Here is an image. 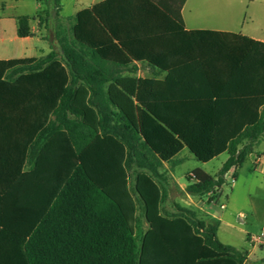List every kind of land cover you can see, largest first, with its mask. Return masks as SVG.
I'll list each match as a JSON object with an SVG mask.
<instances>
[{
    "label": "trees",
    "instance_id": "16d2710c",
    "mask_svg": "<svg viewBox=\"0 0 264 264\" xmlns=\"http://www.w3.org/2000/svg\"><path fill=\"white\" fill-rule=\"evenodd\" d=\"M38 1L60 56L0 61V264H245L217 225L165 211L164 165L228 154L215 176L187 174L205 197L256 153L264 43L187 31V0H105L69 20L63 0ZM138 63L158 74L136 77Z\"/></svg>",
    "mask_w": 264,
    "mask_h": 264
},
{
    "label": "rangeland",
    "instance_id": "374dc122",
    "mask_svg": "<svg viewBox=\"0 0 264 264\" xmlns=\"http://www.w3.org/2000/svg\"><path fill=\"white\" fill-rule=\"evenodd\" d=\"M254 3H251L250 0H194L192 5L195 10L204 15L206 22H211L214 25L234 22L238 17L244 15L250 4L251 8L257 5L258 0H255ZM63 4L65 6L64 15H70L74 10L73 5L76 4V1L63 0ZM23 12L29 13L31 11L24 9ZM144 75L149 76L151 73L146 72ZM256 150H264V141L259 143ZM180 157L184 161L175 167L174 177L179 184L187 185V174L196 169H202L214 176L219 172L228 155L223 154L209 163H203L186 149ZM166 172L169 181V197L164 209L169 214H176V206L178 204L190 206L191 198L187 195V188L182 189L171 176L172 169L168 168ZM131 183L134 185V177L131 179ZM222 189L223 192L216 190L217 194L220 195L221 192L223 195L219 201H214L212 205L213 212L221 218L218 223V236L224 244L234 246L245 252L246 250L250 251L252 244L249 242V237L260 234L264 229V174L257 171L256 159L252 163V157H248L245 163L237 168L236 184L231 186L228 182ZM214 194L211 197L217 196ZM200 199L204 201V197ZM218 202L225 203L226 208L222 210ZM138 204V215L143 224V231H146L148 224L144 217L143 207L140 202ZM199 214L201 217L204 216V213L199 212ZM263 257L264 249L257 247L256 252L248 257V262L249 264H264L261 260Z\"/></svg>",
    "mask_w": 264,
    "mask_h": 264
},
{
    "label": "crops",
    "instance_id": "0c3cea01",
    "mask_svg": "<svg viewBox=\"0 0 264 264\" xmlns=\"http://www.w3.org/2000/svg\"><path fill=\"white\" fill-rule=\"evenodd\" d=\"M75 1L76 4L73 5L74 10L70 15H64L65 6L63 4L61 15L66 20L73 19L82 10L90 9L96 4L105 0ZM250 1L251 3L255 4V0ZM193 2L194 0H187L182 9V16L187 31L210 30L224 33H233L264 43V0H258V4L253 6L252 8L250 4L247 7V11L244 13V15H241L232 23L227 22L224 24L218 23L214 25H212L211 22H206L204 20V15L194 9L192 5ZM24 9H29L31 12H23ZM43 9V5L38 0H0V61L25 58L40 59L48 56L54 49L58 53V56H60L59 46L56 44L52 33H50V31L47 30L44 25H40L39 23L38 15L40 14V12H42ZM21 16L31 17L30 28L33 36L26 38H21L18 36L17 18ZM137 68L138 70L136 77L138 78H154L155 75L158 74L157 70L152 69L148 64L138 63ZM146 72L151 73V75H144ZM165 76V73H159L158 78L163 79ZM180 155L178 156V160L180 161L178 165L182 164L184 161L180 157ZM249 157H252V163L256 159L257 171H260L264 174V150H256V153L250 155ZM175 167H172L169 164L164 165V171H167L168 168L172 169V172L170 174L174 179L175 177L173 171ZM177 184L180 185L182 189H185L188 186V184H179L178 182ZM220 190L223 192L222 188ZM214 193L217 194V191H214L212 194L205 196L203 201L202 199H200L201 197L190 195L187 192L188 197L191 198V205L181 206L194 210L200 219H203L208 223L217 225L219 231L218 223L221 221V218L217 216L215 212H213L212 205L214 201H219L221 199V196L218 193L216 197H211V195H213ZM218 203L219 205L221 204V202ZM176 209L177 206L175 210ZM199 212L204 213V216L201 217ZM258 248L264 249V247ZM256 249L257 247L252 245V250H246V252L248 253V257L252 253L254 254L256 252ZM261 260L264 262V257ZM245 264H249V262L247 261Z\"/></svg>",
    "mask_w": 264,
    "mask_h": 264
},
{
    "label": "built area",
    "instance_id": "2783aa9c",
    "mask_svg": "<svg viewBox=\"0 0 264 264\" xmlns=\"http://www.w3.org/2000/svg\"><path fill=\"white\" fill-rule=\"evenodd\" d=\"M237 168L238 166H234L225 174L226 183L229 182L231 186H234L236 184ZM220 196H221V192H220ZM220 208L224 210L226 208L225 203H221ZM249 242L253 246L264 247V229L261 231L260 234L249 237Z\"/></svg>",
    "mask_w": 264,
    "mask_h": 264
}]
</instances>
